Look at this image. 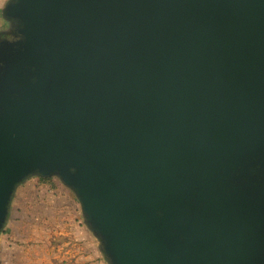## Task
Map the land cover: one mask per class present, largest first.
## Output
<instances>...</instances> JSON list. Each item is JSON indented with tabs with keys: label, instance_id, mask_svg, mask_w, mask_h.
<instances>
[{
	"label": "water",
	"instance_id": "1",
	"mask_svg": "<svg viewBox=\"0 0 264 264\" xmlns=\"http://www.w3.org/2000/svg\"><path fill=\"white\" fill-rule=\"evenodd\" d=\"M0 18V238L16 190L57 178L103 264H264V0Z\"/></svg>",
	"mask_w": 264,
	"mask_h": 264
},
{
	"label": "rangeland",
	"instance_id": "2",
	"mask_svg": "<svg viewBox=\"0 0 264 264\" xmlns=\"http://www.w3.org/2000/svg\"><path fill=\"white\" fill-rule=\"evenodd\" d=\"M74 194L57 178L16 190L0 238V264H103Z\"/></svg>",
	"mask_w": 264,
	"mask_h": 264
},
{
	"label": "crops",
	"instance_id": "3",
	"mask_svg": "<svg viewBox=\"0 0 264 264\" xmlns=\"http://www.w3.org/2000/svg\"><path fill=\"white\" fill-rule=\"evenodd\" d=\"M6 1H7V0H4V5H5ZM4 5H3V6H4ZM2 8H3V7H0V12H1ZM5 28H6V23L3 22L2 19L0 18V31L4 30ZM27 183H28V182H27ZM25 185H27V184H25ZM25 185H24V186H25Z\"/></svg>",
	"mask_w": 264,
	"mask_h": 264
},
{
	"label": "clouds",
	"instance_id": "4",
	"mask_svg": "<svg viewBox=\"0 0 264 264\" xmlns=\"http://www.w3.org/2000/svg\"><path fill=\"white\" fill-rule=\"evenodd\" d=\"M4 5V0H0V7H3Z\"/></svg>",
	"mask_w": 264,
	"mask_h": 264
}]
</instances>
